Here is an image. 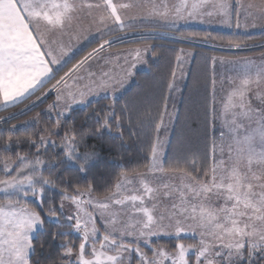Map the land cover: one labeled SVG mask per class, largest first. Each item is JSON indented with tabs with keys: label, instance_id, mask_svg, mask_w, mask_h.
I'll use <instances>...</instances> for the list:
<instances>
[{
	"label": "snow or ice",
	"instance_id": "snow-or-ice-1",
	"mask_svg": "<svg viewBox=\"0 0 264 264\" xmlns=\"http://www.w3.org/2000/svg\"><path fill=\"white\" fill-rule=\"evenodd\" d=\"M131 8L140 11L121 14ZM214 21L231 36L193 28ZM159 32L180 43L264 48V0H0V106L23 105L0 121L55 93L35 116L0 130V264H41L33 258L38 251L47 253V264H264V52L259 62L210 58L212 90L200 147L193 148L191 139L173 143L160 132H171L180 118L167 111L168 101L198 53L170 49L176 55L167 91L149 99L125 93L140 66L151 71L149 54L158 60L163 46L106 52L118 43L154 41ZM217 63L228 73L219 82L226 95L218 113ZM82 109L88 111L78 122ZM42 115L44 127H33ZM185 118L199 119L200 112ZM128 129L129 139L141 138L147 163L129 168L121 156L115 179H99L102 153L111 158L129 147ZM13 145L28 150L13 154ZM186 236L195 243H183ZM160 237L176 240L174 251L154 245Z\"/></svg>",
	"mask_w": 264,
	"mask_h": 264
},
{
	"label": "trees",
	"instance_id": "trees-1",
	"mask_svg": "<svg viewBox=\"0 0 264 264\" xmlns=\"http://www.w3.org/2000/svg\"><path fill=\"white\" fill-rule=\"evenodd\" d=\"M195 29V28H194ZM200 32H205L209 30L204 29H195ZM210 32L213 35H221L225 36V38H228L231 36V33L227 32H214L210 30ZM255 36V39H260L259 35L254 33L252 34ZM99 41V40H97ZM97 41L95 43H97ZM251 42V41H250ZM93 43V44H95ZM93 44L89 45L84 49V52L87 51V49L91 48ZM84 52H81L80 55L84 54ZM159 60V59H158ZM158 62V61H157ZM70 65V64H69ZM68 65V66H69ZM155 66L154 69H151L149 71L148 69L146 71H139L136 72L135 76V82L130 85L128 88V91L125 93L126 96H134L136 93H148V98L151 99L153 96H155L157 99L161 97L162 94L166 93V78L163 79L167 73V71L162 72L160 68H157L158 64L152 63V66ZM151 66V68H152ZM66 70V68L64 69ZM170 69H168L169 71ZM193 72V71H192ZM191 72V75H192ZM62 73V72H61ZM60 73V75H61ZM165 73V74H164ZM163 76V77H162ZM204 76V77H203ZM205 77H208L209 80L210 73L207 71V73L204 75H199L196 73L195 78H192V82H187L186 89L183 91L181 101L178 105V113H179V119L175 120L174 127L172 130V136L171 139L173 143L176 142L178 138L182 139H191L192 147H200V145L197 143V137L200 133L203 132V106L205 104V97L209 95V88L205 89L203 87L205 82ZM58 78V76H57ZM160 79H163L164 82H161ZM54 82V81H52ZM48 85H46L47 87ZM195 89V90H194ZM43 91V89L41 90ZM39 95V93H37ZM35 97H31L30 99H34ZM54 99L53 93L49 96L48 100H45L42 104H39L37 107L31 109L30 111L26 112L24 115L19 116L17 119L9 120L7 123H4L3 121H0V130L6 129L8 125L17 123L18 120H28L30 117H33L35 114L41 111L45 106L48 105L52 100ZM27 103V101H25ZM101 103H107V101H101ZM160 103L162 104L163 101L160 100ZM23 107V105H18L17 108ZM17 108L9 107L7 109L1 108L0 109V117L6 116L9 112H14L17 110ZM199 111L200 112V118L199 119H186L187 113L190 111ZM88 111V109H82L75 113V115L78 118L83 117L85 112ZM47 120L46 115L41 116V123L40 125H34L33 127L40 129L44 127V121ZM32 129H29L31 131ZM132 131V129H128L125 131V140L128 141L129 147L123 149L120 152L114 151L111 153V158L108 157L107 153H102L103 156H105L107 162L105 160H101L97 164L96 172L98 175V178L101 180H114L116 173L120 171L119 167H116L117 161L121 156H123L125 161H128L127 167L133 168L136 167L139 164L147 163L145 159H143L144 152L141 151V144L140 139L137 136H132L131 139H129V134ZM5 136L7 135V132L5 131L3 133ZM17 135L23 134L22 130L18 131L16 133ZM39 131L37 132V135H40ZM61 134H63V130H61ZM53 139H57L56 137H53ZM95 143L94 140H89V144ZM28 150L27 145H24L22 148L17 149L14 145L12 147V153L14 154L16 151L20 152H26ZM53 152L52 149L49 150V153L51 154ZM108 169V171H106ZM47 175V173H45ZM91 177H84L80 180V184L84 185L90 180ZM98 192H103V189H98ZM57 201L59 200V197L57 196ZM69 239H72L73 242L78 244L79 239L77 238L76 234H73ZM169 240V241H168ZM190 240H192L190 237H183L182 242L187 244L190 243ZM161 245H168L172 248H174V244L177 242L174 239H159L156 240ZM58 243V242H57ZM192 243H195L194 240H192ZM47 248V245L45 246ZM53 249H55V245H53ZM47 256L46 252L38 251L36 256L33 257L34 259H38L41 261V264H47V261L45 257Z\"/></svg>",
	"mask_w": 264,
	"mask_h": 264
},
{
	"label": "rangeland",
	"instance_id": "rangeland-1",
	"mask_svg": "<svg viewBox=\"0 0 264 264\" xmlns=\"http://www.w3.org/2000/svg\"><path fill=\"white\" fill-rule=\"evenodd\" d=\"M124 2H125V0H117V4H121ZM256 2L258 3L259 0H256ZM139 11H140L139 9L131 8V9H127V10H122L121 14L131 16V15L138 14ZM206 26H208V24H195V25H193V28L204 29V30H209V31L212 30L214 32H220V33H223V32L231 33V31L226 26H225L226 28H224V27H222V25L220 26L219 23H216L215 25H211L213 27H216V29H209L210 27H206ZM201 27H204V28H201ZM220 27L224 28V30L218 29ZM254 33L255 32H253L252 34H254ZM214 36H217V35H214ZM157 37L158 38L155 39L154 41L153 40H147V41L137 42L135 44H132V43L114 44V45H112L111 48L106 49V52L123 54V50L128 49V48H135L137 46H141L142 44L156 43L157 45H162L163 46V54L161 55L159 60H152L150 54H149V60L151 61L150 66H152V63L158 64L157 68H160L162 70V72L167 71V73H169V74L164 75L165 77L163 78V79L166 78V81H167V79L170 75V72H171V67L174 63L175 55H176V52L169 51V50L170 49H181V48H183V49H185V51H193V50L196 51L198 53V55L196 56L194 61L189 63L188 68L186 69L187 75H185V77L183 79L178 80V82H177V87L180 89V91L173 92L172 93V99H170L168 101L167 111L169 113H172V112L178 113V105L181 101L183 91L186 89L187 82L190 81V83H191L192 78H195L196 73H198L199 75L202 76V74L204 75V73L206 74L207 71H209L210 77L208 80L207 89L209 88V92H211V90H212V88H211V76L213 74V66L211 64L210 58L212 56L225 57V58H229V59H235V58H239V57H255L257 59V62H259L260 54H261V52H264V48L235 50V49H228V48L212 47L210 45H206L203 43H197V44L180 43V42H176L170 38H167L163 32L157 33ZM104 38L107 39V37H104ZM98 43H99V41H97V43L93 44V46L91 48L96 47V45ZM91 48L87 49V51H90ZM154 51L161 52V48L157 47L156 49H154ZM79 58H80L79 56L76 57V59H79ZM205 58H207V59H205ZM72 63H75V60H73ZM70 66H71V64L69 65V67ZM154 67L155 66L153 65L151 69H154ZM147 69H148L147 65H142L138 68V70L136 72L146 71ZM168 69H170V70L168 71ZM66 70H64V71H66ZM191 72H192V75H191ZM215 73H216V78H217V104H216V108H217V113H218L219 109L221 107L222 98L226 95L225 91H222L220 89V83L219 82L221 79V75L222 74L228 75V73H225L224 69L221 68L218 63H217L216 69H215ZM62 74H63V72L61 73V75ZM163 79H160V81L164 82ZM166 81H165V83H166ZM134 82H135V78L130 83V85ZM53 96L55 98V93H53ZM46 107L47 106H45L44 108H46ZM174 123H175V121H173L172 130L174 127ZM216 126H217V129H219V127H220V121L219 120H217ZM171 134H172V131L171 132H168L167 130L161 131L160 137L163 138L166 135L171 137L172 136ZM218 136H219V132L217 131V137ZM159 239H170V238L160 237ZM79 243H80V241L78 242V244H76L77 247H78ZM191 243H192V240H190V243L188 242L187 244H191ZM153 244L154 245L159 244V242L156 241V239H154ZM159 245H161V244H159ZM161 246H166L167 251H174V249H175V246H174V248H172L168 245H161ZM133 264H135V261H133Z\"/></svg>",
	"mask_w": 264,
	"mask_h": 264
},
{
	"label": "crops",
	"instance_id": "crops-1",
	"mask_svg": "<svg viewBox=\"0 0 264 264\" xmlns=\"http://www.w3.org/2000/svg\"><path fill=\"white\" fill-rule=\"evenodd\" d=\"M135 2V0H125V2L124 3H134ZM169 2H175V0H169ZM113 3H116L117 4V0H113ZM216 23H218V22H213L211 25H215ZM220 24V23H219ZM211 25H208V26H206V27H210L209 29H216V27H213V26H211ZM222 24H220V26H221ZM85 26H86V22H85ZM200 27V26H199ZM218 27V26H217ZM222 27H224V28H226L224 25H222ZM222 27H220V28H218V29H222V30H224V28H222ZM201 28H204V27H201ZM65 43H67V38H65ZM109 49V48H108ZM227 54V53H226ZM1 108H3L2 106H0V109Z\"/></svg>",
	"mask_w": 264,
	"mask_h": 264
}]
</instances>
